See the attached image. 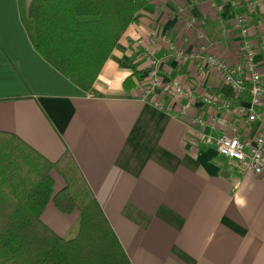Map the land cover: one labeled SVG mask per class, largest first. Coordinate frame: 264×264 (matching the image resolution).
<instances>
[{
	"label": "crops",
	"instance_id": "1",
	"mask_svg": "<svg viewBox=\"0 0 264 264\" xmlns=\"http://www.w3.org/2000/svg\"><path fill=\"white\" fill-rule=\"evenodd\" d=\"M29 1L0 0V131L17 135L49 161L69 150L128 264H264V176L227 162L205 142L219 135L209 123L213 116L234 121L240 140H252L257 123L202 103L195 89L185 113L177 104L166 108V97L159 109L151 98L161 97V90L141 97L138 87L151 56L161 83L176 78L188 86L193 80L202 92L229 101L230 108L246 106L248 98L243 103L216 71H197L200 52L237 59L236 35L225 37L218 19L230 18L232 10L244 12L246 0L226 4L218 16L207 0H150L88 91L33 48ZM187 17L203 24L187 27ZM263 28L260 0L249 15L255 47ZM177 50L187 55L184 61L176 60ZM254 59L264 85V58L256 53ZM50 175L56 191L62 180ZM76 217V211L62 214L48 202L40 220L65 236Z\"/></svg>",
	"mask_w": 264,
	"mask_h": 264
},
{
	"label": "trees",
	"instance_id": "2",
	"mask_svg": "<svg viewBox=\"0 0 264 264\" xmlns=\"http://www.w3.org/2000/svg\"><path fill=\"white\" fill-rule=\"evenodd\" d=\"M150 0H30L31 44L57 72L88 91L128 25ZM240 98L245 103L247 96ZM62 180L54 191L50 173ZM51 202L77 212L59 236L40 215ZM0 264H128L73 156L49 161L17 135L0 131Z\"/></svg>",
	"mask_w": 264,
	"mask_h": 264
},
{
	"label": "built area",
	"instance_id": "3",
	"mask_svg": "<svg viewBox=\"0 0 264 264\" xmlns=\"http://www.w3.org/2000/svg\"><path fill=\"white\" fill-rule=\"evenodd\" d=\"M260 0L245 1L244 12L232 10L230 18L220 17L218 22L225 37L229 34L236 35L238 44L236 47L237 59L233 62L217 58L212 54L200 52L199 64L197 71L205 73L208 71H216L223 83L230 84L234 89L237 97L240 94H246L248 101L246 106L237 103L230 108L229 101L219 99L215 94L202 92L197 83L193 80L188 86H184L178 79L173 78L168 83H161L157 70V62L151 56L146 58L145 74L138 83L139 95L141 97L151 94L155 89H160L161 97L151 98V103L156 108H164L163 97L170 99L169 107L173 104L179 106L180 112L185 113L191 104V99L198 97L202 103L207 104L216 110L230 111L236 120L242 119L245 123H257V133L252 140L239 139L238 129L233 121H227L223 117L213 116L209 119V123L213 128L219 131V135L212 139L205 138V142L214 147L218 156L222 157L229 163L244 164L248 171L255 175L264 176V113L261 108L264 106V85L262 83V73L257 65L254 57L256 53H260L264 58V28L260 31L257 46H253L250 39L249 31V15L253 12L255 5ZM210 6H213L216 16L221 14L226 4L239 5L241 2L237 0H207ZM187 27L199 28L203 24V19L195 17H187L184 20ZM149 36L153 38V32H149ZM136 43H140L136 40ZM177 61L182 62L187 55L177 50L174 52ZM264 63V61H263ZM194 90L192 95L191 90ZM180 102V104H178Z\"/></svg>",
	"mask_w": 264,
	"mask_h": 264
}]
</instances>
